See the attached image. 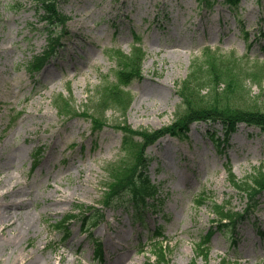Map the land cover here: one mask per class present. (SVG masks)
Listing matches in <instances>:
<instances>
[{"label": "rangeland", "instance_id": "374dc122", "mask_svg": "<svg viewBox=\"0 0 264 264\" xmlns=\"http://www.w3.org/2000/svg\"><path fill=\"white\" fill-rule=\"evenodd\" d=\"M58 8L69 17L63 47L30 75L27 64L47 44L38 0H0V193L9 191L0 201V264H147L160 247L168 264H218L223 257L261 264L264 197L234 245L229 234L216 232L207 258L196 249L218 222L213 204L245 207L227 169L243 182L264 170V131L257 127L241 124L226 137L220 124L196 122L185 137L149 146L147 174L163 204L146 210L143 220L129 194L108 207L102 194L111 182L107 171L128 157L115 126L154 131L170 125L182 109L177 85L193 62L204 66L214 55L230 67L228 59H235L241 85L231 104L264 112V0H62ZM135 47L144 54L141 79L121 86L120 105L102 102V90L117 83L111 53ZM200 85L205 95L209 88ZM59 96L107 126L92 134L82 118L65 123L55 108ZM38 148L42 156L32 169ZM11 174L18 176L13 191ZM12 201L24 207L13 208L7 222L3 205ZM76 204L94 208L90 223L95 214L102 218L85 229L75 219L63 242L55 224ZM94 240L102 242L100 262L93 259Z\"/></svg>", "mask_w": 264, "mask_h": 264}, {"label": "trees", "instance_id": "16d2710c", "mask_svg": "<svg viewBox=\"0 0 264 264\" xmlns=\"http://www.w3.org/2000/svg\"><path fill=\"white\" fill-rule=\"evenodd\" d=\"M58 2L59 0H39L43 11L41 20L48 27L63 28L68 20L66 16L58 11ZM59 39L60 36L57 35V32H48L47 48L42 55L34 57L33 61L28 65L31 71H38L45 65L60 46ZM205 53L210 54L209 51ZM142 55L138 49H135L130 55H117V83L111 84L102 90V95H104L102 102L113 103L115 105H120L123 102L125 93L121 89V86H127L134 79L140 77ZM212 57V60L207 61L204 66L196 62L193 63L187 78L179 84L178 94L182 101V109L175 114L171 125L154 131H133L126 124L117 126L124 134L123 148L125 150L130 149L129 152L127 151L130 157L126 161L111 166L108 170L111 182L104 196L103 204L105 206L110 205L118 196L128 193L133 201V208L138 218H142L144 212L143 209L139 210V207H147L152 211H156L159 208L162 200L158 201L156 198L158 187L152 184L145 174L150 162V159L145 155V149L165 135L183 137L188 131L189 125L198 121L218 122L222 125L226 134L233 132L237 125L241 123L248 126H256L264 130L263 111L242 110L231 104V95L241 85L239 76H235V70L232 68L235 66V59H228L229 63H232L228 67L227 64L220 61L222 58H216L214 55ZM200 84L207 87V89L209 88L205 95L201 94V87H197ZM207 97L210 98L209 101H205ZM67 107L69 105H66L64 102L62 108L66 109ZM92 120L95 124L94 129L100 128L105 123V121L100 119L93 118ZM134 137H138L139 140L135 141ZM229 174L231 183L247 197L246 207L241 211H234L233 209L214 204L213 210L218 216L216 229L229 233L232 237L237 232L238 227L259 206L260 197L264 195V170L257 169L254 175L248 176L250 182L237 181L232 173ZM85 209L82 205L76 206V210L79 213ZM75 217L77 216L73 214L68 215L63 220V223ZM83 220L85 221V217H83ZM64 229H66L65 238H67V227ZM213 234L214 231L212 229L209 230L197 244V251L204 258L208 257L210 249L208 244ZM100 251L101 245L97 244V259H101L102 257ZM155 260L154 263L147 264L168 263L165 252L162 249H158L155 252ZM218 264L234 263L229 259L223 258ZM262 264H264V260Z\"/></svg>", "mask_w": 264, "mask_h": 264}, {"label": "bare ground", "instance_id": "6f19581e", "mask_svg": "<svg viewBox=\"0 0 264 264\" xmlns=\"http://www.w3.org/2000/svg\"><path fill=\"white\" fill-rule=\"evenodd\" d=\"M8 177L11 179V180H15V183L11 186V191H13V189L17 186L18 184V176L15 175V174H11V175H8ZM10 179H9V182H10ZM2 187L4 188L5 185L3 184ZM9 194V191H6V192H3V193H0V201L4 198H6ZM3 207L8 210L7 211V215H4V217H6V221L7 222H10L11 219H12V215H11V210L13 208H22L24 207V203L23 202H17V201H12V202H8L6 204L3 205ZM1 219V218H0ZM13 223H15L14 221H12L11 223H8V227H11L13 225Z\"/></svg>", "mask_w": 264, "mask_h": 264}]
</instances>
